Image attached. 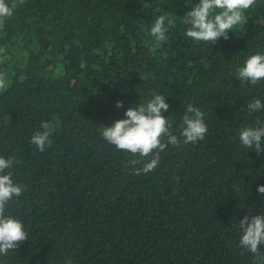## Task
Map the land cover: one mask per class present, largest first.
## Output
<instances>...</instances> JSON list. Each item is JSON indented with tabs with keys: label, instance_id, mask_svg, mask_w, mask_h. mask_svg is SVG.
Instances as JSON below:
<instances>
[{
	"label": "trees",
	"instance_id": "obj_1",
	"mask_svg": "<svg viewBox=\"0 0 264 264\" xmlns=\"http://www.w3.org/2000/svg\"><path fill=\"white\" fill-rule=\"evenodd\" d=\"M196 3L24 0L6 19L0 156L15 159L7 171L23 192L5 215L28 240L0 264H254L239 247L238 222L264 213V153L245 148L239 133L264 122V110L247 109L264 104V79L241 83L237 70L264 54V0L214 45L186 36L184 15ZM160 15L163 42L150 32ZM161 93L181 144H167L155 170L135 175L138 156L101 130ZM188 104L208 128L195 144L180 136ZM38 131L52 140L43 152L30 142Z\"/></svg>",
	"mask_w": 264,
	"mask_h": 264
},
{
	"label": "clouds",
	"instance_id": "obj_2",
	"mask_svg": "<svg viewBox=\"0 0 264 264\" xmlns=\"http://www.w3.org/2000/svg\"><path fill=\"white\" fill-rule=\"evenodd\" d=\"M192 0H188L191 4ZM24 0H0V27L4 26L6 19L13 16L14 10L22 5ZM256 0H199L184 16L185 22H190L186 36L194 41L211 42L213 45L221 38L229 39V30L237 25L245 24L247 19L244 12L250 9ZM165 16L156 18L150 29L151 35L160 42L168 39L165 26ZM171 21L168 24L171 25ZM237 78L241 83L250 82L256 85L264 79V54L249 56L244 65L237 70ZM8 83L6 74L0 73V90H6ZM116 106L122 107V101ZM169 109L163 93L155 95L146 103L140 102L136 107H129L125 111V118L116 120L111 126H104L101 130L103 138L116 149L129 152L138 159H133V174H147L156 167L160 161V152L167 144L178 147L181 139L172 134V121L163 115ZM251 113L264 110L260 99L247 104ZM183 128L180 133L183 144L197 143L205 138L208 131L204 121V113L191 104L186 107L183 116ZM239 139L247 149H255L264 153V122L256 121L255 126L249 125L240 130ZM30 142L43 152L46 145H51L47 131L36 132ZM15 159L0 156V255H6L9 250H16L20 244L28 240L22 222L10 215H5L6 205L13 197L21 196L22 186L13 182L11 169ZM136 165H141L136 167ZM257 192L264 194V185L257 187ZM241 236L239 247L254 257V264H264V213L245 215L238 222ZM67 264H71L68 261Z\"/></svg>",
	"mask_w": 264,
	"mask_h": 264
}]
</instances>
